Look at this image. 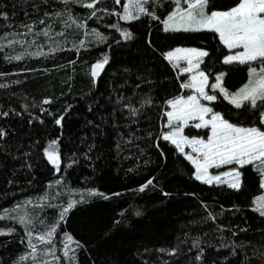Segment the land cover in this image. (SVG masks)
Segmentation results:
<instances>
[{"label": "trees", "instance_id": "trees-1", "mask_svg": "<svg viewBox=\"0 0 264 264\" xmlns=\"http://www.w3.org/2000/svg\"><path fill=\"white\" fill-rule=\"evenodd\" d=\"M86 2L0 0V215L34 200L42 205L31 213L33 237L57 225L53 256L43 253L52 245L35 239L33 253L25 226L0 219V232L8 233L0 235V264H264V216L252 208L261 174L244 167L239 190L202 183L162 138L167 101L188 94L181 87L188 74L167 52H207L200 70L208 90L221 73L222 86L235 92L248 80V65L224 64L229 52L214 32H165L171 0L151 8L157 19L129 22L119 18L125 0H102L94 9ZM238 3L208 0V11ZM18 55L23 59H9ZM105 58L94 84L92 66ZM211 106L230 123L264 130V107L237 109L219 94ZM53 141L59 169L45 155ZM92 208L104 229L66 241V219Z\"/></svg>", "mask_w": 264, "mask_h": 264}, {"label": "snow or ice", "instance_id": "snow-or-ice-1", "mask_svg": "<svg viewBox=\"0 0 264 264\" xmlns=\"http://www.w3.org/2000/svg\"><path fill=\"white\" fill-rule=\"evenodd\" d=\"M64 2L67 3L68 0H64ZM100 2L102 0H92V2L83 3L82 6L94 9L95 4ZM120 2L121 0H115L116 4H120ZM150 2L152 0H128V3L123 5V14L119 18L131 21L139 19L141 15H151L153 19H157L154 13L147 10L146 6ZM172 2L175 5L174 10L163 21L165 31L214 32L219 36L220 42L233 53L225 56L224 64L248 65V82L235 93H229L222 86V75L217 76V82L212 84L211 88L213 90L218 88L220 94L237 109L245 106H250L253 109L264 107V0H239L238 4L227 11H212L211 13L207 12L208 0H172ZM183 4H186L187 7L184 8ZM91 15H96L95 10ZM44 34L47 36L48 32L45 31ZM122 35L131 38V34L127 30L123 31ZM8 46H11V42ZM0 50H2V46H0ZM233 50L237 51L233 52ZM39 55L46 54L39 53ZM207 55V52L195 48H177L166 54L165 58L173 63L174 68H179L181 73H192L189 82L182 83L181 87L192 88L199 95H189L186 98L176 97L167 101L171 111L165 112L168 118L166 127H170L172 130L164 133L163 139L171 141L181 153H184L185 145L191 148L192 152L196 154L195 158L190 154H185V158L193 164L196 170L195 178L202 183L221 182L220 175H210L208 170L232 164L238 165L240 168L252 165L264 177V130L258 127L237 126L230 123L221 113L201 103V100L211 102L217 99L215 95L204 91L208 76L204 71L199 70L203 58ZM9 59L21 60L23 57L18 55L9 57ZM180 60H185L187 67H181ZM106 63L107 58L94 64L92 76L96 77ZM255 65H259V68ZM44 103H50V101L45 100ZM209 114L210 119H206L205 117ZM260 116V122L264 124V110L261 111ZM192 120H197L199 123L189 125L188 122ZM60 122V119L56 121L57 124ZM187 126L210 129V134L206 140H189L183 135V130ZM2 135L3 133L0 132V136ZM55 144V141L49 144V147L45 149V155L49 162L59 169L60 161L55 153ZM223 176L231 177L224 181L228 187L240 189L241 173L239 170L233 169L223 173ZM151 183V180L147 181L139 190L144 191ZM261 187L264 188V181H262ZM88 195L103 194L90 190ZM255 203L257 207L253 210L264 216V196L259 197ZM73 206V202H69L68 206L60 213V220L65 218ZM6 218H10V211H5L3 215H0V219ZM18 222L25 226L28 244L33 253L38 247L36 243H33V239H35L40 244L52 245L51 249L43 250L44 254L55 255L53 236L56 233V224L33 237L32 231L28 228L31 221L26 216H19ZM6 234L8 233L0 232V235ZM65 238L68 242L72 241V237L67 234H65ZM77 246H80L78 242ZM67 248L68 243H65V249ZM64 256H68L67 250L64 251ZM21 259L23 260V257Z\"/></svg>", "mask_w": 264, "mask_h": 264}, {"label": "rangeland", "instance_id": "rangeland-1", "mask_svg": "<svg viewBox=\"0 0 264 264\" xmlns=\"http://www.w3.org/2000/svg\"><path fill=\"white\" fill-rule=\"evenodd\" d=\"M167 1L168 0H152V2H150L146 6L147 7V10L150 12L151 8L154 5L155 6L158 5V7L164 9L166 7L164 4ZM126 3H128V0H125V4ZM183 5H186V4H183ZM207 12H209L208 11V4H207ZM209 13H211V12H209ZM122 21L123 22H129V21H125V20H122ZM163 30H164V23H163ZM165 32H173V31H165ZM218 39H219V36H218ZM178 48H182V47H178ZM175 49H177V48H175ZM175 49H173L171 51H174ZM184 49H190V48H184ZM198 50H200V49H198ZM227 50L229 52L228 55L233 54L232 52H230L229 49H227ZM234 51H237V50H233V52ZM170 63H172V62H170ZM179 64H180L181 67H187V62L185 60H180L179 61ZM256 67L259 68V65H256ZM199 70H200V68H199ZM185 74H188V80L187 81L189 82V77L192 75V73H185ZM221 75L223 77V74H221V73L218 74L217 76H221ZM217 76H216V78H217ZM248 79H249V77H248ZM216 82H217V80L214 83H216ZM247 82H248V80H247ZM246 83H244L243 85H245ZM207 86H208V81H207ZM207 86H205V88H204V91L205 92H207L210 95H215L216 97H217V94H219L222 98H224V96L220 94V90L218 88L215 89V90H213L211 88V86H210V88H209L210 90H208ZM187 90H188V94L186 96H181L180 95L178 97H184V98H186L189 95H199L192 88H187ZM238 90H236V91H238ZM235 92H233V93H235ZM216 100L215 101H211V102L210 101H207V100H201V103L204 104V105H206V106H208V107H211L212 108L211 104L214 103V102H216ZM225 100L228 101L227 99H225ZM167 111H171V108L168 106V104H167V110H166V112ZM205 118L206 119H210V114H209V116H207ZM167 122H168V118L166 116L165 121H164V126H165L166 129L162 133V138H163V134L164 133H168V132H170L172 130L170 127H166ZM188 123H189V125H194L196 123H199V121L192 120V121H189ZM237 126H239V125H237ZM192 129L193 130H196L197 133H195ZM209 134H210V129H207V128H196V127H192V126H187L183 130V135H185L189 140H192V139H204V140H206L207 139V136ZM166 141L169 142L170 144H172L175 147V145L173 143H171V141H168V140H166ZM177 151L184 158H185V154H190L194 158L196 156V154L193 153L192 150H191V148L189 146H187V145L184 146V153H181L178 149H177ZM186 160L192 165V167L194 169V177H195V175H196L195 167L193 166V164L188 159H186ZM243 168H240L238 165H235V164H232V165H224V166H222L220 168H210L208 170L209 171V174L210 175H213V176L220 175L221 176V182L213 181L211 184H208V185H212V184L213 185H217V184H220V185H226V186H228L227 183H225L224 181L231 179V177H224L223 176V173L228 172V171H231L233 169H237V170L240 171V173H241L240 183H241V181H242V169ZM262 181H264V177H262ZM261 196H264V188H262V192L254 199V201H253V207H252L253 209L257 207V204L255 203V201L259 197H261ZM41 205H42V203L39 204L38 201L28 200V202L23 203L22 205H17V206L11 207L8 210H6V211H10V218H6V219L7 220H14L15 222H18L19 216H26V218H28L29 220H31V218H30L31 217V213L37 209V208H35L36 206H41ZM75 211L76 212H74L73 214H71L66 219V221L64 222V227H65V230H66V233L68 234V236L72 237L73 239L76 238V237L77 238L78 237H84V238H89L90 237V239H93V238H95L104 229L105 220L102 217L101 213L97 209H95V208H92V209H84V210H79L78 209V210H75ZM4 213H5V211L3 213H1V215H3ZM94 223H97V225H94ZM102 225H103V227H102ZM90 230H91V232L89 234V231ZM88 234H89V236H88Z\"/></svg>", "mask_w": 264, "mask_h": 264}, {"label": "water", "instance_id": "water-1", "mask_svg": "<svg viewBox=\"0 0 264 264\" xmlns=\"http://www.w3.org/2000/svg\"><path fill=\"white\" fill-rule=\"evenodd\" d=\"M92 72V71H91ZM92 75V74H91ZM93 77V76H92ZM99 77V74L96 76V77H93L94 78V84L97 82V78ZM55 175L57 176L58 173L56 172Z\"/></svg>", "mask_w": 264, "mask_h": 264}]
</instances>
